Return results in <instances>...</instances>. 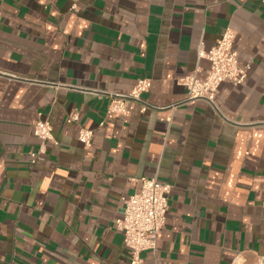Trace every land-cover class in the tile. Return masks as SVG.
I'll list each match as a JSON object with an SVG mask.
<instances>
[{"label":"crops","instance_id":"0c3cea01","mask_svg":"<svg viewBox=\"0 0 264 264\" xmlns=\"http://www.w3.org/2000/svg\"><path fill=\"white\" fill-rule=\"evenodd\" d=\"M228 27L245 83L187 102L178 79L205 77L199 48ZM141 79L142 103L108 113ZM38 120L56 144L32 165ZM152 178L173 190L145 264L264 257V1L0 0V264H130L115 221Z\"/></svg>","mask_w":264,"mask_h":264},{"label":"built area","instance_id":"2783aa9c","mask_svg":"<svg viewBox=\"0 0 264 264\" xmlns=\"http://www.w3.org/2000/svg\"><path fill=\"white\" fill-rule=\"evenodd\" d=\"M236 36V31L228 27L209 51H206L203 45L200 46L198 61L207 60L210 67L204 78L198 76L201 70L198 65L194 74L178 79L179 85L187 88V102L204 100L214 105L216 93L222 83L228 82L234 86L245 83L249 66L243 67L239 64L238 54L234 48ZM151 85L150 79H141L128 94L111 93L108 113L126 116L130 102L142 103V96L150 90ZM147 110L148 107L142 104L141 113ZM78 121L77 113L68 118V123ZM33 131L42 141L39 149L31 154V164L36 165L45 160L46 143L56 144V141L52 125L48 121H36L33 124ZM93 140V130L80 129L79 141L85 149L92 146ZM172 190L173 185L163 183L157 178L143 179L141 190L126 200L123 215L116 219L115 225L124 237V245L130 255V264H145L143 254L157 250L159 234L167 222ZM254 264H264V257H258Z\"/></svg>","mask_w":264,"mask_h":264}]
</instances>
